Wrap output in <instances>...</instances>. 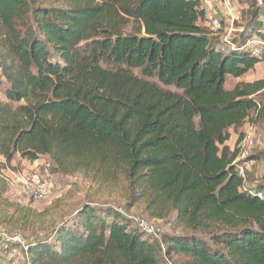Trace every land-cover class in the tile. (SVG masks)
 <instances>
[{
	"label": "trees",
	"instance_id": "obj_1",
	"mask_svg": "<svg viewBox=\"0 0 264 264\" xmlns=\"http://www.w3.org/2000/svg\"><path fill=\"white\" fill-rule=\"evenodd\" d=\"M202 3L0 0V225L18 223L1 215L3 172L49 157L105 182L122 173L124 206L186 230L156 239L89 197L27 243L31 264H264V184L237 174L244 135L227 145L261 111L264 82L225 89L257 66L245 46L264 10L252 3L221 52Z\"/></svg>",
	"mask_w": 264,
	"mask_h": 264
},
{
	"label": "rangeland",
	"instance_id": "obj_2",
	"mask_svg": "<svg viewBox=\"0 0 264 264\" xmlns=\"http://www.w3.org/2000/svg\"><path fill=\"white\" fill-rule=\"evenodd\" d=\"M202 2L203 8L207 7L209 10L208 17H214L221 21L222 28L218 37L227 42L235 37L240 25L245 23L252 3L264 10V0H230L229 8L221 5L219 0H202ZM224 38L226 39L224 40ZM221 48H224L225 52L230 46L224 44L218 47V50ZM257 81L264 82V68L261 66H255L253 70L240 78L227 76L225 89L231 90L240 82L254 83ZM0 100H4L2 90H0ZM256 102L261 109L259 114L251 112L248 120L241 127L229 130L230 139L227 142L229 148L233 150L240 134L245 135L249 129H252L254 133L255 146L250 150L249 156L255 161V165L248 170L245 181V186L250 189H253L258 183L264 184V93L256 96ZM35 172L49 187V194L40 201L22 193L18 186V179ZM3 175L8 181H6L8 187L3 196L5 203L1 215L15 217L18 223L16 227L1 224L0 228L20 234L27 243L49 236L54 226L65 219L67 220L78 206L88 203L90 198L96 202V207L113 208L132 221L133 225L137 224L139 227L138 222L143 221L153 228L150 233L156 239H161L166 233L181 235L186 232L185 225L177 222L175 213H171L167 219L161 220L151 217L149 212H146L143 201L134 207L124 206L123 191L125 187L122 173L115 174L114 180L105 182L97 178L94 171L73 172L70 167L58 170L49 157H42L35 163L16 157L9 168L3 172ZM190 233L202 237L205 241H208L210 237L207 230L201 233ZM165 263L182 264L177 256L170 259L165 257Z\"/></svg>",
	"mask_w": 264,
	"mask_h": 264
},
{
	"label": "built area",
	"instance_id": "obj_3",
	"mask_svg": "<svg viewBox=\"0 0 264 264\" xmlns=\"http://www.w3.org/2000/svg\"><path fill=\"white\" fill-rule=\"evenodd\" d=\"M219 2L226 8H229L231 5L230 0H219ZM206 23L213 34L217 35L221 31L222 23L219 19L207 16ZM263 35L264 22L259 34L254 35L248 40L245 47L247 48L249 55L256 60V65L264 68ZM224 42L230 47H233L230 42ZM220 51L224 52V48H221ZM253 134L252 129H249L248 132H246L242 140V145L240 146L241 152L235 160L237 174L244 181H246L248 170L255 165V161L249 156L250 150L255 146ZM2 177L7 181L4 175ZM18 183L19 190L36 201L43 200L49 194L48 185L36 172L31 173L28 176H22L18 179ZM257 196L260 197V193H257ZM138 223L139 227L144 228L143 230L147 233H150L153 230L152 227H149V225L143 221ZM28 247L27 242L24 241L20 234L0 228V256L2 258L0 264H31L28 256Z\"/></svg>",
	"mask_w": 264,
	"mask_h": 264
},
{
	"label": "crops",
	"instance_id": "obj_4",
	"mask_svg": "<svg viewBox=\"0 0 264 264\" xmlns=\"http://www.w3.org/2000/svg\"><path fill=\"white\" fill-rule=\"evenodd\" d=\"M207 1V0H206ZM205 4V3H204ZM204 9H205V12H206V17L209 15V10H208V8L207 7H204ZM226 38H224V40H225Z\"/></svg>",
	"mask_w": 264,
	"mask_h": 264
}]
</instances>
